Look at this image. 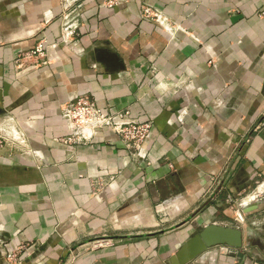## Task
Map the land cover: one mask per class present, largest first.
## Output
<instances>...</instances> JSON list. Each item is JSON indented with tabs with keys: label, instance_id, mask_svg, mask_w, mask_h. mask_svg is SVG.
<instances>
[{
	"label": "crops",
	"instance_id": "1",
	"mask_svg": "<svg viewBox=\"0 0 264 264\" xmlns=\"http://www.w3.org/2000/svg\"><path fill=\"white\" fill-rule=\"evenodd\" d=\"M78 97L150 137L65 142ZM1 130L0 264H171L204 227H229L228 199L264 192V0H0Z\"/></svg>",
	"mask_w": 264,
	"mask_h": 264
},
{
	"label": "built area",
	"instance_id": "2",
	"mask_svg": "<svg viewBox=\"0 0 264 264\" xmlns=\"http://www.w3.org/2000/svg\"><path fill=\"white\" fill-rule=\"evenodd\" d=\"M143 16L151 18L154 13L148 4L143 7ZM73 36L70 28L66 29V40ZM43 45H38L29 56H43ZM62 117L69 129L65 142L89 143L99 131L110 130L118 135L129 148H140L151 135V124L132 120L128 111H112L99 107L88 97L73 99L63 110ZM5 138L0 136V144ZM17 262L20 260L14 252L8 256ZM21 264V262H17Z\"/></svg>",
	"mask_w": 264,
	"mask_h": 264
},
{
	"label": "rangeland",
	"instance_id": "3",
	"mask_svg": "<svg viewBox=\"0 0 264 264\" xmlns=\"http://www.w3.org/2000/svg\"><path fill=\"white\" fill-rule=\"evenodd\" d=\"M1 134H3L2 130L0 131V136H2ZM2 137L5 138L4 136ZM261 186L262 183H255L251 186L248 192L240 194L236 198H230L227 201V208H229L230 211L228 218H231L228 222V226L240 230H243L245 227L249 228V234L253 235V237L251 236V239L247 238L245 240V243L251 245L256 253V257L251 259L252 264L258 262L259 264H264V256L262 258L259 257L261 256L259 253L264 250V248H262L264 245V210L253 211L254 214L252 216L245 214L244 210L255 205L261 206V200L264 197V192L263 189H261ZM256 196L257 198H255ZM247 240H250V242Z\"/></svg>",
	"mask_w": 264,
	"mask_h": 264
},
{
	"label": "water",
	"instance_id": "4",
	"mask_svg": "<svg viewBox=\"0 0 264 264\" xmlns=\"http://www.w3.org/2000/svg\"><path fill=\"white\" fill-rule=\"evenodd\" d=\"M245 244L244 232L238 228L219 225H208L189 239L171 258V264H190L207 250L214 247L243 249ZM262 248H264L262 246Z\"/></svg>",
	"mask_w": 264,
	"mask_h": 264
}]
</instances>
